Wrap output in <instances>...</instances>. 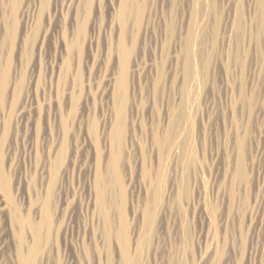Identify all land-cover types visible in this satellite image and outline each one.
<instances>
[{
  "label": "rangeland",
  "instance_id": "1",
  "mask_svg": "<svg viewBox=\"0 0 264 264\" xmlns=\"http://www.w3.org/2000/svg\"><path fill=\"white\" fill-rule=\"evenodd\" d=\"M14 1L0 0V81L10 69L0 149L12 199L33 221L50 206L48 264H65L78 250L81 264H123L94 204L98 150L109 154L117 119V6L17 0L13 15ZM150 1L142 25L129 24L120 169L131 253L139 264H264V0ZM177 110L183 143L160 161L153 134ZM55 162L61 174L50 198ZM12 208L0 190V264H17Z\"/></svg>",
  "mask_w": 264,
  "mask_h": 264
},
{
  "label": "bare ground",
  "instance_id": "2",
  "mask_svg": "<svg viewBox=\"0 0 264 264\" xmlns=\"http://www.w3.org/2000/svg\"><path fill=\"white\" fill-rule=\"evenodd\" d=\"M16 1L17 0H15L13 2L14 3L13 7L10 8V9H12L13 15L14 14L16 15L17 14L16 12H18V10H17L18 6H17ZM94 1L95 0H78L79 4L86 6L87 9L91 8ZM174 1H177V0H174ZM189 1L193 5V0H189ZM113 2H114V5L117 6V10H116L117 16L114 20V21H116V27H114L115 33H116V35H115L116 38L113 41L114 43H113V46L111 49L112 50L111 52L116 56L117 67H118V72L116 70V72H114V75L112 78V82L114 84V88H113L114 94L113 95L117 100V106H116V114H117L116 118L117 119H116V123L114 125V128L112 127L113 130L111 131L112 132V136H111L112 137L111 138L112 146H110L111 150H110L109 154L105 157L102 154V152L99 151L102 149L98 150V155L96 158L97 167H96V170L94 173V176H95L94 177L95 178V203L94 204H96V207H97L96 209H98V213L102 217V220H103L102 222L104 224V231H105L104 233H106V237H108L109 238L108 240H110V241L115 239L121 248L120 250H121V257H122L123 264H139L138 256L137 255L133 256L131 253L132 252L131 251V239L129 237V226H128L126 213H125L126 192H125V188H124V181H123V178L121 175L120 163H121V159H122V155H123L122 153H123V149H124V141H125L124 139H125V133H126V131H125L126 130V128H125L126 127L125 126L126 125V123H125V110H126V101L128 99L127 98L128 77H129L130 64L132 61L131 57H132V53H133V50H132L133 48H131L129 46V36H130L129 24H130V20H131V21L135 22V26L137 25V28H139L138 26L144 20L143 18L145 16V14L148 11L151 14V8L149 7V5H150L149 2H151V1L150 0H113ZM238 16H239V18L236 19L237 21H236L235 25L240 30V28L242 27V17L240 15H238ZM155 18H157V17H155ZM190 19L191 18H189V21H190ZM181 25H182V23H181ZM190 27L188 28V30L186 32V37H185V41H184V45H183L185 56H186V59H185L186 78H189L190 74H191V57H190L191 56V49H190V46H191V42H193L192 39H193V35H194L193 34L194 29H192V27L191 28ZM81 30L84 31V27H82ZM181 32H182V30H181ZM169 53H171V52H169ZM2 72L3 73L1 74L2 76H1V81H0L1 82V86H0V107L3 104V95H4V92H5V89L7 86V81L9 79V75H10L9 74L10 73L9 66H6ZM158 86H159V84H158ZM180 114H181V112H179L177 110V112L173 115V117L170 116L171 118L169 117V119H167L168 122L165 125L166 127L163 128L164 130L161 129L163 131H161V132L157 131L153 134L152 140H153L154 146L153 145L152 146L158 150V153L160 156V161L166 155H168L170 157L175 156L177 154L178 149L180 148L181 144L183 143L182 139L180 137L181 134L179 135L177 132V128L179 126ZM225 127H226V125H225ZM6 131H7L6 124L4 123V121H0V132L3 135H5ZM152 140H151V142H152ZM105 161H106V164L103 167V164L105 163ZM56 164L59 165V162L58 163L55 162V166H53V168H51L52 171L50 172V180H49V187H48L50 198L54 194L55 187L59 181V177L61 174L60 170H59V166ZM65 172L66 171H64V173H62V175L65 174ZM0 190L7 196L9 203L13 207L11 210V215H10L11 221L19 227V230L17 233L18 234V243L16 246V262H17V264H48L49 262L48 261H47L48 263L46 262V258L44 257L45 258L44 259L42 257L43 256L42 255V253H43L42 249H43V243L46 240L45 232L47 231V235H48V233L50 235L52 224H53L52 215L50 213L51 211L49 210L50 206L48 204L45 205V208L43 209V215L37 221H33L29 217L23 216L19 212L17 206L15 205V203L12 199L11 184L9 182V179H8L7 174L5 172V169H4L3 154H2L1 149H0ZM155 194H157V193H155ZM156 196L157 195H155V197ZM154 206H152V207H154ZM94 208H95V205H94ZM152 214L153 213L151 211V207L149 206V208L147 210V217L149 219H147V220H150ZM115 215L118 216V220H116ZM27 233L30 234V236L27 235ZM83 252L78 250L77 253L75 252V255H67V258H66L67 261L66 262L64 261L65 264H81L84 260V253ZM87 254H88V252H87ZM47 260H48V258H47Z\"/></svg>",
  "mask_w": 264,
  "mask_h": 264
}]
</instances>
